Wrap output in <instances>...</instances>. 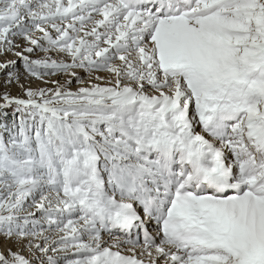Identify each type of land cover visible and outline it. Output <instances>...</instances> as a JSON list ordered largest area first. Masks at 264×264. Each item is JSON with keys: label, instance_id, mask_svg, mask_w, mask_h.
<instances>
[{"label": "snow or ice", "instance_id": "obj_1", "mask_svg": "<svg viewBox=\"0 0 264 264\" xmlns=\"http://www.w3.org/2000/svg\"><path fill=\"white\" fill-rule=\"evenodd\" d=\"M9 54L0 264H264V0H0Z\"/></svg>", "mask_w": 264, "mask_h": 264}, {"label": "rangeland", "instance_id": "obj_2", "mask_svg": "<svg viewBox=\"0 0 264 264\" xmlns=\"http://www.w3.org/2000/svg\"><path fill=\"white\" fill-rule=\"evenodd\" d=\"M5 59H16V57L12 56L11 54H9L7 57L0 56V61H3ZM18 67H19V70L21 72H23L22 67H20L19 65H18ZM80 74L84 75V73L82 71H81ZM52 78L53 79H63V77L61 75H59V74L57 76L52 77ZM3 79H4L3 75L0 74V91H3V87H2ZM22 79H23V76H22ZM30 83H31L32 87H37V86H41L42 87V86H44L41 81L35 80V79H31ZM73 88H75V84L73 85ZM11 92H12L13 95L20 94L19 88H17L15 85L12 86ZM9 112H11V110ZM9 119H11V113H9Z\"/></svg>", "mask_w": 264, "mask_h": 264}, {"label": "trees", "instance_id": "obj_3", "mask_svg": "<svg viewBox=\"0 0 264 264\" xmlns=\"http://www.w3.org/2000/svg\"><path fill=\"white\" fill-rule=\"evenodd\" d=\"M10 111V110H9ZM9 113H11V112H9Z\"/></svg>", "mask_w": 264, "mask_h": 264}]
</instances>
